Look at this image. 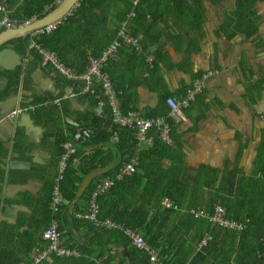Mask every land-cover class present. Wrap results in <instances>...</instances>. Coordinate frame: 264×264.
<instances>
[{"label": "crops", "instance_id": "0c3cea01", "mask_svg": "<svg viewBox=\"0 0 264 264\" xmlns=\"http://www.w3.org/2000/svg\"><path fill=\"white\" fill-rule=\"evenodd\" d=\"M25 1L9 0V16ZM79 1L70 7L65 16L74 11ZM120 1L113 4L121 15L123 2ZM60 2L56 0L55 7ZM202 4V9L193 15L179 0L144 1L143 9L151 13L145 17V23L134 26V29L127 24L124 26L125 31L132 32L138 39L137 47L122 42L112 59L116 61L115 65L110 64L108 74L103 72L111 81L121 112L135 111L144 117L163 116L159 113L168 111L164 103L166 97L179 102L187 97L194 82L200 84V93L186 106H181L178 122L171 123L173 143L160 162L161 171H142V175L151 177L170 170L176 174L179 186L182 179L189 189L198 184L197 177L216 176V179H212V190L203 187L197 191L195 207H175L172 210L176 211L177 216L167 221L172 226L180 225L181 236L177 246L185 245V250L193 248L186 264L207 261L211 251L209 243L215 240L213 231L221 229L239 233L244 230L231 231L212 226L203 219H193L189 209H204L211 213L214 206L220 204L215 201V189L222 186L228 190L230 183L226 175L232 173L233 181L250 177L260 166L258 158L264 155L260 156L264 151V118L261 117L264 113V0H252L250 5H245L241 0H203ZM49 7L48 4L45 9ZM110 10L114 18L116 11L114 8ZM235 16L242 19L238 20ZM64 17L57 20L58 25ZM35 19L37 17L33 16L25 20H31V23ZM124 22L127 20L122 21L119 31ZM0 26L8 29L1 23ZM32 32L27 35L35 36ZM102 32L106 33L100 27L99 34ZM135 32L136 35L133 34ZM15 38L0 46V264H25L30 261L35 247L46 250L48 243L42 238V233L52 225L57 227L61 244L75 250L77 256L57 257L49 254L40 264H135L126 250L111 245L110 238L103 235L106 231L119 232L130 241L127 249H134L131 239L121 229L101 228L87 219L97 184L109 177L102 178L118 164L117 161L102 165V162H98L88 170V166L83 165L86 171L81 175L75 194L77 201L69 212L71 219L67 223L58 221L55 216L61 206L58 211L52 212L49 202L48 208L53 218L46 222L42 205L47 186L53 179L52 189L56 184L58 167L64 154L63 143L71 140L73 146L78 145L82 141L79 117L85 112L104 115L108 108L107 100L102 82L98 79L92 81L89 92L85 94H79L81 87L76 92L72 91L71 86L59 88L62 86L57 80L60 77L50 65L42 66L41 57L38 63L31 61L28 54L33 48V40L24 53L11 42ZM86 39L87 43H98L95 37ZM47 52L55 54L53 51ZM90 58L95 57H89L88 63ZM95 87L101 93L96 94L100 95L96 109L88 101L79 99L81 96L95 95ZM123 92L124 96L132 101L134 99L132 109H122ZM164 95L166 97L163 99ZM99 102L104 105L100 107ZM48 105L56 107L54 123L40 114L37 118L33 117L35 109L38 111V107L47 108ZM19 110L22 112L17 113ZM18 132L23 135L22 140ZM58 133L62 134L61 141ZM117 141L112 135L111 142ZM89 148L82 146V156L89 153ZM75 159L73 166L78 165ZM263 177L261 179L264 180ZM92 186V192L86 200L83 199ZM159 188L160 185L155 190L146 189L148 193L144 201L149 204L150 213L154 212L155 205L151 193ZM107 192L95 199L99 207V220L110 219L104 215L98 203V199ZM140 194L145 196L144 193H138V196ZM189 197L188 193L185 203L190 202ZM162 200L169 202L166 198ZM158 205L160 209L164 208L159 202ZM209 206L211 211L208 210ZM181 216L189 221L195 220L192 221L193 225L181 221ZM240 222L246 226L247 220ZM61 224L65 225L62 229ZM201 234V239L206 235L212 238L205 247L193 245V240ZM217 239L219 242L220 238ZM100 241L107 249L99 247ZM236 241L237 237L234 243ZM220 244L222 248H231L226 238L221 239ZM232 246L235 249V244ZM90 248L93 250L90 251ZM173 252L163 259L168 261ZM216 254L219 257V251ZM212 260L207 264H214Z\"/></svg>", "mask_w": 264, "mask_h": 264}, {"label": "trees", "instance_id": "16d2710c", "mask_svg": "<svg viewBox=\"0 0 264 264\" xmlns=\"http://www.w3.org/2000/svg\"><path fill=\"white\" fill-rule=\"evenodd\" d=\"M55 1L56 0H27L12 11L11 18L18 19L19 21L33 16L41 18L55 7ZM116 1L117 0H80L74 11L70 15H66L56 29L50 33L37 34L33 37L26 35L25 37L15 38L11 40V42L17 44V46L21 48V51L26 53L30 42L33 40L40 48L55 52L59 62L67 69L71 70L73 74L79 75L85 71L88 58L98 57L117 36L123 20L126 19V24L134 29V26L144 24L145 17L151 15L149 10L143 9V3L144 1L146 2V0H139L135 5L133 4V0H121L120 2H123V6L120 7L122 8L121 15L119 14L120 10L118 7H114L113 3H116ZM179 1L182 2L189 11H192L193 15L197 14L199 9L203 7V0ZM241 1L244 2L245 5H250L252 3V0ZM48 4L50 7L45 9V6ZM194 6H197V8H194ZM113 8L116 11L114 18H112V11L110 10ZM131 10H134L135 14L129 17L128 13ZM147 12H149V14ZM235 17L238 20L242 19L239 16ZM100 27H103L106 33L102 32L99 34ZM3 29L4 28L0 26V31ZM133 34L136 35V32ZM87 37H89V39L90 37H95L98 43H87ZM29 51L30 53L28 55L31 61L38 63L41 56H39L37 50L31 48ZM114 62L116 61L112 60L108 62V64L104 66L103 72L108 74L109 66L110 64L115 65ZM17 73L19 75V72ZM57 80L62 83V86H59V88L62 89L71 86L72 91L76 92L78 91V87H81L80 82H71L62 77ZM96 94L101 95L97 87H95V95H85L79 97V99L81 101H88L90 106L96 109L100 97V95L96 96ZM165 97L166 95H164L163 99ZM121 100H123V110L132 109L131 105L134 99L132 101L130 97L124 96L123 92ZM55 108H52L51 105H48L47 108L40 106L37 109L38 111L35 109L33 112V117L37 118L38 114H40L42 117L48 118L54 123L55 118H53V115L56 112ZM165 113L166 111H163L159 114L165 115ZM50 115L52 117H50ZM78 121L80 124L82 123L79 131L82 141H79V144L74 146V154L59 184L64 203L56 213L55 218L64 223H67L68 219H71L69 212L74 208V202L77 201L75 194L81 182V175H84L86 171L83 165L88 166V170L90 167L94 168V165L98 162H102L100 164L102 165L110 162V164H112V161L113 163L117 161L118 164L114 165V167L106 172L102 178L106 176L115 177L113 173L121 167L123 163L130 159L134 154V149L138 146L134 131L128 128L111 126V117L107 107L102 116H97L95 112H85L79 117ZM83 132H86L87 135H83ZM113 132H117L118 134V141L116 143L111 142ZM58 134L59 140L61 141L62 134ZM150 135V143L140 146L139 148L137 155L138 165L135 172L131 176L116 180L109 191L98 199V203L101 207V211L104 212L106 217L143 235L149 248L156 252L158 251L157 256L160 260L169 256V254L175 250L172 253V257L168 258V261H165L166 258L163 259L164 261L162 264H186L193 248L185 250V245L180 244L177 246L181 236L180 225L172 226L167 224L168 219L174 218V216H177V213L172 210L173 208L160 209L158 202L160 203L161 199L166 198L170 204L176 208L179 207L180 209H184V207H195L197 200L194 201V197L198 198L197 195L199 194L197 191L202 190L203 187L211 189L213 183L212 179L216 176L212 178L210 175H204L203 179L197 177L198 184L189 189L187 187L189 185L186 183L184 184L182 179L180 181V187L179 181L177 182L175 178L176 174L170 170H167L163 174L162 172H159L158 175L153 174L151 177L147 174L145 176L142 175V171H150L148 173H151L152 170L161 171L160 162L173 143V126H170V137L172 141L169 144L162 142L155 132H150ZM18 136H20L19 138L21 139L23 135L18 132ZM82 146L90 147L87 155L82 156ZM263 153L264 151L260 153V156ZM74 159L78 162L76 166L72 165ZM257 161H260V166L253 175L246 178H237L233 181V174L228 173L226 175L230 183L228 185V190H225L222 186L215 189V201H218L225 207L226 217L239 221L247 220V223L244 230L239 233L226 232L221 229L217 232L213 231L215 240L209 243L211 251L208 254L207 261H203L199 264H207L212 259L214 264H261V254L264 251V180L261 179V176L264 175V155L258 158ZM199 178L201 181H199ZM167 180L168 182H166ZM53 183L54 179L49 186H47L45 201L42 205L45 211L46 222H49V220L53 218L48 208ZM147 185H149V189L153 188L154 190L160 185L159 190L155 193H151L154 196L152 200L155 204L153 213H150V206L144 201L147 195L146 193H148L146 190L148 189ZM93 188L94 186L89 188L88 193L83 199H87ZM138 193H144L145 196H143V194L138 196ZM188 193L190 195V202L188 201L185 203V196H187ZM80 201H82V198H80ZM143 202L145 203L143 204ZM242 206H245V208ZM208 210H212L211 206H209ZM182 216L179 218L181 221L193 225L195 220L189 221ZM168 225L170 226L169 229ZM64 227L65 225L61 224L60 229ZM201 229H203V227ZM164 230H167V232ZM103 235L110 238V240H108L111 245L116 247L120 246L126 250V253L129 254V257L135 264H148L146 253L136 248L133 249L130 247V249H127L130 245V241L126 236H123L119 232L107 231L104 232ZM201 237L202 234L195 238L193 240V245L199 244ZM218 237L220 238L219 242L217 239ZM236 237L237 241L234 243V238ZM223 238L229 241L231 248L221 247L220 240ZM234 244L235 249L232 246ZM99 247L107 249L103 247L101 241ZM89 250L92 251L93 248ZM217 251L220 253L219 257L216 254Z\"/></svg>", "mask_w": 264, "mask_h": 264}, {"label": "built area", "instance_id": "2783aa9c", "mask_svg": "<svg viewBox=\"0 0 264 264\" xmlns=\"http://www.w3.org/2000/svg\"><path fill=\"white\" fill-rule=\"evenodd\" d=\"M139 0H133V4H137ZM9 10V1L0 0V23L6 28H13L20 25L28 24L31 20L19 21L18 19H13L8 14ZM134 15V10H131L128 13L129 17ZM58 21L51 24L45 25L38 29H35L32 32V35L50 33L58 26ZM123 23L122 29L118 32L117 37H115L109 44V46L101 53L99 57L90 58L89 63L85 71L79 75H75L71 70L67 69L61 62H59L57 56L52 52H47L42 50L35 44L31 43V47L36 48L38 53L41 56V65L48 66L50 65L52 69L59 75L68 81L71 82H80L81 90L79 94H85L89 92V86L92 84L94 79L101 80L102 87L104 89V96L107 100V106L111 117V126L119 128H128L135 132L137 139V147L134 149V154L130 159L123 163L121 168L115 172V177H106L97 184L94 192L93 199L90 202L89 213L87 219L92 221L96 226L107 229H121L125 235H127L132 242V245L139 251H143L147 254L148 264H162V261L158 258L157 252L149 248L145 242L143 236L140 233L131 231L128 228H123L119 224L114 223L110 219L99 220V207L95 202V199L98 195L109 191L113 183L116 180H121L123 177L131 176L138 165V151L140 146L143 144H148L151 141L150 132H155L158 138L165 144L171 142L170 137V126L171 123H177L180 117L179 110L181 106H186L188 101H192L194 96H197L200 93V84L199 82H194L192 84V89L187 93V97L181 101H175L172 98L166 97L164 103L168 108V111L163 116L157 117H144L140 113L135 111H127L122 113L119 109V104L114 95L111 81L103 73V67L112 60L118 49L121 47V43L124 42L129 44V46L137 47L138 39L134 37L128 31H125ZM103 102H99V106H103ZM22 110L17 111L21 113ZM16 113V112H15ZM264 118V113L261 116ZM83 135H87L86 132H83ZM113 135L116 140H118L117 132H113ZM64 154L61 157L59 164V174L56 178V184L54 185L51 192V201H50V210L52 212L58 211L59 207L64 203L61 192L59 191L58 183L63 179V174L67 168L68 162L72 155L74 154V146L71 140L65 141L63 143ZM264 178V177H263ZM161 205L164 208H175L167 200H162ZM189 214L193 219H203L209 222L212 226H217L223 229H228L231 231L239 232L244 229L245 225L243 222L236 221L226 217L225 208L220 204L214 206L211 213L207 212L204 209H189ZM42 238L47 241L48 246L46 250H41L39 247L34 248V252L31 254L30 261L25 264H40L43 259L47 258L49 254H55L57 257L65 256H77L75 250L65 247L61 244V239L57 231V227L52 225L45 229L42 233ZM211 236L206 235L203 237L199 243V247H205L208 245L211 240ZM262 264H264V251L261 254Z\"/></svg>", "mask_w": 264, "mask_h": 264}, {"label": "water", "instance_id": "95a60500", "mask_svg": "<svg viewBox=\"0 0 264 264\" xmlns=\"http://www.w3.org/2000/svg\"><path fill=\"white\" fill-rule=\"evenodd\" d=\"M76 1L77 0H61V2L54 9H52L43 17L37 18L26 25H20L0 31V46L12 38L25 36L35 29L63 18Z\"/></svg>", "mask_w": 264, "mask_h": 264}]
</instances>
